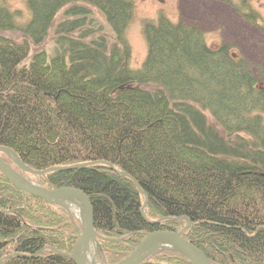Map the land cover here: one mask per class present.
<instances>
[{
  "label": "trees",
  "instance_id": "trees-1",
  "mask_svg": "<svg viewBox=\"0 0 264 264\" xmlns=\"http://www.w3.org/2000/svg\"><path fill=\"white\" fill-rule=\"evenodd\" d=\"M27 3L23 27L0 4V147L34 171L61 168L25 173L32 181L89 197L98 260L120 263L147 234L190 221L182 234L211 264H264V89L255 65L161 13L144 24L149 52L133 69L131 0ZM52 29V51L33 52ZM18 31L26 40L4 35ZM79 233L64 207L24 196L0 172V264H75L68 256ZM143 264L193 262L167 250Z\"/></svg>",
  "mask_w": 264,
  "mask_h": 264
},
{
  "label": "rangeland",
  "instance_id": "rangeland-1",
  "mask_svg": "<svg viewBox=\"0 0 264 264\" xmlns=\"http://www.w3.org/2000/svg\"><path fill=\"white\" fill-rule=\"evenodd\" d=\"M134 4L132 22L127 27L126 41L129 42L132 52L130 66L139 69L147 55L148 46L144 34V24L158 20L164 13L173 22L183 21L187 25L199 27L205 32V38L211 48L222 43H228L233 52L255 65V75L258 87L264 89V0H131ZM0 4L7 6L15 14L16 25L23 27L32 17L27 0H0ZM98 21L103 25L105 32L113 43V34L106 21L99 12L93 9ZM243 13L252 14L250 20ZM64 12L58 15L57 22L64 18ZM255 18V19H253ZM54 29L40 47L33 46L34 51L45 49L51 52L54 43ZM16 41H24L25 35L21 32H7L4 34ZM28 39V38H27ZM29 42H31L29 40ZM208 118L212 121L210 115ZM35 182V181H34ZM38 183V182H35ZM39 184V183H38ZM78 226L79 217L73 214ZM96 242L92 246V257L97 264H104L98 260ZM110 254H107V256ZM110 264V263H105Z\"/></svg>",
  "mask_w": 264,
  "mask_h": 264
},
{
  "label": "water",
  "instance_id": "water-1",
  "mask_svg": "<svg viewBox=\"0 0 264 264\" xmlns=\"http://www.w3.org/2000/svg\"><path fill=\"white\" fill-rule=\"evenodd\" d=\"M2 152L9 155L15 165L18 166V168L23 173L28 172L34 176H46V173L49 171L61 169L52 168L46 171H34L27 165L23 164L19 156L14 151L2 146L0 147V154ZM0 172L4 174L10 183L18 188L24 195L27 194L33 197H40L47 203L55 205L60 204L65 207L68 212H70V210L68 207H66V204L69 203V201L78 200L82 203L86 218L82 222V232L78 236V241L75 243L72 249V254L68 257L73 260L75 264H87L86 260H84L83 248L93 239L94 242H96L97 237H99L96 227H94L95 216L89 197L81 189L79 190L77 188L69 187L49 189L39 186L38 184H35L24 177L15 168L9 166L2 156H0ZM145 203L146 204L142 209V214L144 217V210L148 204L146 201ZM189 224L192 225L190 221ZM184 230H180L179 232L157 231L147 234L146 237L136 246L134 251L128 257H126L125 260L118 264H143L149 256L158 253V251L169 249L183 254L190 261H192L193 264H211L207 255H205L194 244L184 238L182 234Z\"/></svg>",
  "mask_w": 264,
  "mask_h": 264
},
{
  "label": "bare ground",
  "instance_id": "bare-ground-1",
  "mask_svg": "<svg viewBox=\"0 0 264 264\" xmlns=\"http://www.w3.org/2000/svg\"><path fill=\"white\" fill-rule=\"evenodd\" d=\"M10 157V156H9ZM11 158V157H10ZM12 159V158H11ZM13 161V160H12ZM15 164V163H14ZM16 166V165H15ZM18 168V166H17ZM16 169V168H15ZM17 171L20 172V174H22L24 177H26L27 179H29L27 176H25V172L23 173L19 168L16 169ZM30 174V173H29ZM32 175V174H31ZM34 176V175H33ZM37 176V175H36ZM31 182V179H29ZM66 207L69 208V210L75 214L77 217H79L80 220V225L82 224V222L85 220V210H84V206L82 205L81 202H79L78 200H73V201H69V203L66 204ZM94 243V239L90 241V243H88L87 245L84 246L83 248V254H84V260H86L87 264H97L96 261L93 259L92 257V246Z\"/></svg>",
  "mask_w": 264,
  "mask_h": 264
}]
</instances>
